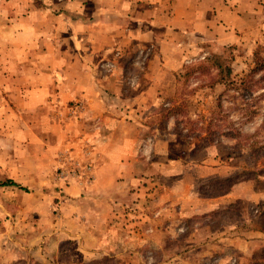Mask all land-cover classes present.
Returning a JSON list of instances; mask_svg holds the SVG:
<instances>
[{"label": "crops", "instance_id": "0c3cea01", "mask_svg": "<svg viewBox=\"0 0 264 264\" xmlns=\"http://www.w3.org/2000/svg\"><path fill=\"white\" fill-rule=\"evenodd\" d=\"M220 30H242L250 35L257 33L256 40L259 35L264 36V0H0V44L4 48L3 57L0 56V87L7 93L17 94L22 110L38 107L52 111L79 100L82 113L86 116H83L84 122L96 120V129L103 134L96 140L98 143L94 151H83L78 140L72 136L74 131L69 130L72 122L68 123V153L73 156L74 162L90 166L93 180L87 182L75 177L68 179L67 183L55 178L57 149L50 157L48 171L52 173L53 185L58 187L54 197L62 198L58 201V213L54 217L25 218L14 237L8 231H1L0 264H61L60 260L64 257L68 258V264H120L116 259L127 251L125 264L137 263L130 260L142 253L135 251L130 244L126 247L121 241L122 230L118 227L114 210L126 202L119 194L128 198L141 194H137L138 189L133 190L140 172L157 175V170L150 169L152 151L154 141L157 143L158 138H163L157 134L163 131L150 128V117L130 122V118L126 120L120 117L121 114L114 117L104 112H124L129 107L135 108L124 101L131 88L130 84H126V78L141 65L137 59H132L138 43L152 45L153 39L158 42H155L158 44V55L153 74L134 73V91V86H139L142 80L148 85L139 93L135 91L142 95L150 92L152 84L163 79L161 73L176 71L188 62L183 37L186 40L191 34L203 43L216 41L218 44ZM167 34L172 37L165 36ZM224 43L221 45L238 44ZM149 61L152 62L151 59ZM106 65L113 66V69ZM158 98L161 109L165 100L161 94ZM146 106L137 107L145 109ZM170 125L166 129H170ZM166 134L169 135L168 132ZM35 138L34 142H42L40 138ZM240 182L230 186L221 199H244L234 193ZM153 183L164 192L169 189L165 184ZM152 187L146 186L142 191L149 199L138 201L139 205L146 202L157 207L158 203H152L153 198L155 200ZM256 194L259 197L257 202H264V189ZM252 196L247 199L253 200ZM159 202L164 204V208L168 207L167 200L159 199ZM218 203L221 201H216L212 208L202 212L194 205L190 208L192 212L185 214L184 201L181 198L172 201L177 209L175 215L169 214V209L165 214L166 228L163 233L166 243L164 239L159 246H147L144 257L137 258V264L181 263L182 256L187 253L197 260V264H216L217 255L227 251L233 255L235 264H254L258 261V252L264 249V229L260 225L264 212L260 214L257 226L250 228L251 231L243 236L231 234V241L239 239L241 246L232 242V248L224 247L218 254L214 247H197L195 239L192 246H174L176 249L171 250L183 236H186L184 239L194 236L193 233L188 236L185 226V232L182 228L179 230L176 227L179 224L193 223L203 217L211 231V224L216 219L209 217L210 212L218 213L222 210L214 209L225 207ZM205 213L206 216H203ZM221 218L222 215L218 219ZM145 220L152 221L146 215ZM173 222L177 223L174 224V232L169 225ZM152 230L155 232L153 228L146 230L147 239ZM214 231L211 236L215 239L218 235ZM9 239L15 240V245L10 248L7 245ZM146 255L150 256L147 258ZM155 255H160V260ZM186 262L189 261H183L184 264Z\"/></svg>", "mask_w": 264, "mask_h": 264}, {"label": "rangeland", "instance_id": "374dc122", "mask_svg": "<svg viewBox=\"0 0 264 264\" xmlns=\"http://www.w3.org/2000/svg\"><path fill=\"white\" fill-rule=\"evenodd\" d=\"M220 31L218 44L215 43L216 41L203 43L191 34L187 36L186 40L183 37L182 40L186 43L184 50L188 62L184 63L176 71L161 73L163 79L159 81L154 79L156 83L152 84L150 92L142 95L138 93L148 85L146 86L142 80L139 86H134L136 87L135 91H138L136 93L132 89V86L135 85L134 73L138 72L141 75L150 72V74H153L155 61H157L156 56L158 55V44H156L158 42L155 41L157 39H153L152 45L150 43L148 45L138 43L136 45L137 50L132 54V59H137L141 65L137 67V70L133 74H130L126 78L125 82L128 85L130 84L131 88L128 89L124 101L132 104L131 106L135 108L129 107L124 112L108 110L104 113L112 114L111 116L114 117H118L121 114L120 117H124L126 120L130 118V122L139 118L142 120L146 117L151 118L155 116L160 109L161 100L158 98L159 94L165 100V98L174 93L179 85L177 77L181 74L184 65L194 62L198 58L201 59L208 53L222 54L225 51V46L221 44L224 42H227L224 44H229L230 42L238 43L233 44L237 45L240 49L236 52L237 54L232 63V76L234 78L243 76L253 66L254 51L258 47L264 48V36L259 35L258 40H256L254 37H256L257 33L250 35V33L247 34L248 32H243L242 30ZM154 35L159 38L164 37L163 35ZM165 36L172 37L169 34ZM217 37L218 34H216ZM3 51L4 48L0 44L1 57H3ZM150 59L152 62L149 61ZM105 67L112 68L113 66L106 65ZM1 82L0 80V84ZM224 87V84H219L212 90L200 89L196 91L188 101V111L191 117L195 118L198 114L206 113L215 96ZM77 101H72L70 105L58 106L56 110L52 111L42 110L38 107L32 110H22L17 94L7 93L4 88L0 87V182L12 180L24 188L22 190L14 186H0V232L8 231V234L14 237L15 234L19 233L21 228L20 222L25 218L54 217L57 215L58 201L62 198L54 197L56 191L58 192V187L52 183V173L50 174L48 171V166L50 157L57 149L68 150L67 136L68 123L70 121L72 123L69 126V130L72 129L74 131L72 136L78 140L82 146V150L94 151L96 149L98 143L96 140L103 134L102 132H98L96 120L84 122L83 118L86 117L85 114L82 113V110L77 111L73 107ZM144 104L147 105L145 109L137 107ZM150 118L148 119L150 120ZM260 121L261 116L253 121L242 124V132H254ZM133 123L136 125L135 122ZM169 124H171L170 129L160 130L163 132L157 135L163 138H158L159 141L157 143L154 141L153 145V163L150 169L154 172L157 170V175L156 173L144 175L140 172L133 190L138 189L137 194H141L139 196H129V198L119 194L120 198L126 202L114 210L115 216L118 217V227L122 230L123 236L121 241L126 244V247L130 244L132 248H135V251L140 250L142 253L141 256H136V258L130 260L134 263H138L137 258L141 259L144 257L147 246H159L162 240L166 238V235L163 233L166 228L165 214L169 209V214L175 215V209H177L172 204V201L176 202L181 198L186 207L185 214L189 211L191 213L192 210L190 208L194 205L199 208L200 212H202L201 210H206V208H212L216 204V201L219 202V200L221 203L218 204L225 206L224 209H214L222 210L218 211V213H214V211L210 212L209 217L214 220L216 219V222L211 224V231L208 229V223H206V219L203 217L200 218L201 220L194 221L193 223L187 224L186 222L185 224L177 225L175 221L173 224H169L171 225L170 230L173 232L176 227L179 230L182 228V231H184L185 226L188 236L189 234H194V236H191V239H184L186 236H183L181 241L177 240L174 245L172 244V251L176 249L174 246L182 248L192 246L195 239L198 242L195 244L197 247H214L218 254H220L219 252L224 247L226 249L232 248V242H235L237 246H241L239 239L231 241V234L243 236L245 232L251 231L250 228L257 226L260 214L264 212V209H262L264 202H257L259 197L256 194L264 189V174L255 177L253 180L240 182L241 185L236 187L234 193L236 196H241L244 199L239 197H224L225 199H221L223 195L228 193L230 181L242 178L243 171L254 169L250 157L241 152L228 150V146L234 144L233 141L224 138L221 143L199 148L198 145L200 143L198 139L178 136L172 131L173 122L171 121ZM135 129L138 130L137 125ZM167 132L170 136L174 137L171 138L166 134ZM34 137L40 138L42 142H34V140H37ZM258 138L264 139L262 136ZM151 178L154 179L151 180ZM153 182L165 184L169 189L167 192H164V189H158V185ZM149 185L153 186L152 190L155 192V200L154 198L151 200L155 205L158 203L157 207L146 202H142L140 205L138 203L140 200L146 201V199H149L142 192ZM38 187L40 188L38 189ZM251 189H254V191H251ZM62 195L63 193L60 194V196ZM248 196H252L253 200L247 199ZM159 199L167 200L165 203L168 207L164 208V204H160ZM229 199L231 201H228ZM145 215L151 217L152 221L150 223L145 220ZM204 215L206 216V213ZM221 215L223 219H218ZM174 224L177 226L175 227ZM260 225L264 227V222ZM149 227L155 229V232L153 230L152 232L150 231V238L147 239L146 230H150ZM214 230H216L218 235L215 239L211 236V232ZM126 237L129 238L126 239ZM14 239L8 240L7 245H9V248L15 245H13ZM228 244H230L229 247ZM126 247H123V249ZM258 254L260 260L254 261V264H264V249L260 250ZM124 256L127 258L128 251L121 255L120 258L115 257V259L117 258L118 263L125 264L127 260H124ZM131 256H133L132 253ZM149 256L146 255L145 257L148 258ZM232 256V254L229 255L228 251L222 252L221 255H217L215 263L235 264L236 260ZM155 257L160 260L161 256L155 255ZM164 257H166L165 254ZM108 259L112 260L110 257ZM115 259L113 258V260ZM182 259L183 261H189L185 264H197V260L190 257V253L182 256ZM208 259L213 260L214 258L209 257ZM183 261L176 264H184ZM60 263L68 264V258L64 257L63 260H60Z\"/></svg>", "mask_w": 264, "mask_h": 264}, {"label": "trees", "instance_id": "16d2710c", "mask_svg": "<svg viewBox=\"0 0 264 264\" xmlns=\"http://www.w3.org/2000/svg\"><path fill=\"white\" fill-rule=\"evenodd\" d=\"M239 49L237 45L225 46L222 54L208 53L184 65L177 77L178 87L149 120L153 130H165L172 121V131L178 136L198 139L199 148L221 143L224 138L233 141L228 150L250 157L254 169L243 171L242 178L230 181L228 188L236 182L253 180L264 174V139L258 138L264 137V48L258 47L254 51L252 68L234 78L232 63ZM219 84L225 87L215 96L207 112L192 118L188 111L189 98L200 89L212 90ZM259 116L261 121L255 131L243 133L242 124ZM0 186L24 190L12 180L0 182Z\"/></svg>", "mask_w": 264, "mask_h": 264}, {"label": "built area", "instance_id": "2783aa9c", "mask_svg": "<svg viewBox=\"0 0 264 264\" xmlns=\"http://www.w3.org/2000/svg\"><path fill=\"white\" fill-rule=\"evenodd\" d=\"M75 110H82V104L77 101L73 105ZM68 150H59L57 154V166L55 168V178L63 180L68 183V179L75 177H80L85 179V181L90 182L93 180V175L90 173L89 165H80L77 161H73V156L68 153ZM72 157V159H71Z\"/></svg>", "mask_w": 264, "mask_h": 264}]
</instances>
